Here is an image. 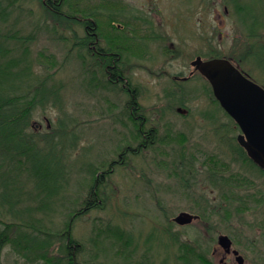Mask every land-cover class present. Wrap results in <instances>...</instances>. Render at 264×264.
I'll use <instances>...</instances> for the list:
<instances>
[{"label":"rangeland","instance_id":"374dc122","mask_svg":"<svg viewBox=\"0 0 264 264\" xmlns=\"http://www.w3.org/2000/svg\"><path fill=\"white\" fill-rule=\"evenodd\" d=\"M115 1L129 23L115 28L104 20L102 33L128 35L123 42L129 47L118 49L124 60L120 71L138 91L148 123L157 126L139 149L143 136L135 137L127 116L129 95L83 61L73 44L76 29H48L39 0L18 1L0 21L13 55H21L23 37L31 38L35 75L55 89L30 117L40 145L50 139L66 164V197L59 201L68 206L51 212L48 225L62 231L103 172L95 202L72 223L79 264H184L179 242L197 245L214 264H239L218 243L220 234L233 239L245 264H264V172L238 154L240 128L212 100L210 82L192 64L198 55L233 56L264 86V0ZM191 70L196 71L190 79H174ZM126 146L135 149L120 155ZM20 185L14 193L32 189L26 173ZM27 195L18 208L38 203ZM8 207L0 201V217L13 220ZM182 210L198 217L179 224L173 218ZM109 229L125 236L116 238ZM52 253H59L58 245ZM1 263L42 264L20 257L10 245Z\"/></svg>","mask_w":264,"mask_h":264},{"label":"trees","instance_id":"16d2710c","mask_svg":"<svg viewBox=\"0 0 264 264\" xmlns=\"http://www.w3.org/2000/svg\"><path fill=\"white\" fill-rule=\"evenodd\" d=\"M18 1L20 0H0V21L10 16ZM39 1L42 8L41 15L48 29L57 31L62 26L63 29L85 31L84 34H79L74 30V36L78 37V41H73V44L79 48L78 54L83 61L89 60L92 67L97 66L103 75L108 72L101 62L102 56L99 53L103 50L102 44L96 40L105 38L106 51L126 50L129 47L123 42L128 35L102 33L101 22L104 20L115 28L122 21H126V24L123 23L124 26L121 24L122 27H126L129 23V18L121 14L117 7L119 3L115 0ZM145 26H150L149 21ZM147 35L150 39L151 34ZM30 39L25 37L21 39L20 46L23 47V51L21 55L16 56L11 53L12 47L7 46V36L0 32V201L4 205L9 204L8 210L15 217L13 220L0 217V264H2V251L7 245H10L20 257H25L31 262L79 264L80 261L75 252L79 250L80 245L71 237L72 223L95 202L97 188L104 179L105 173H99L92 181L90 190L84 198V204L74 210L65 223V228L62 231H54L48 225L47 218L51 212L60 211L58 210L60 206H68L59 201L66 197L67 171L61 157L48 145L50 139H45V146H41L40 139L30 128V117L34 109L55 95V89L47 87L46 78L39 80L35 75L34 63L29 57L30 51L27 44ZM214 55L220 56L213 53L212 56ZM106 59L110 62V57ZM122 62H124L123 58ZM95 75L99 76L97 73ZM100 84L103 82L101 81ZM212 100L217 102L214 96ZM236 126L239 129V126ZM135 128L136 131L133 133L138 139L142 136L139 123ZM151 132L150 138L154 136L152 130ZM236 148L244 160L256 165L264 172V169L249 157L244 147L236 144ZM96 170L89 169L91 173H95ZM23 173L29 176V182L33 184V187L25 193H14L15 188L21 186L20 180ZM14 194L18 195L12 196ZM25 194H28L26 197L29 200L38 201V203L35 205L29 203L25 208H18ZM37 212H43L44 215L36 216ZM109 230L110 234L115 235L116 238L122 239L125 236L121 230ZM55 245L59 247L57 254L52 253ZM178 246V256L184 264H197V262L214 264L197 245L179 242Z\"/></svg>","mask_w":264,"mask_h":264},{"label":"water","instance_id":"95a60500","mask_svg":"<svg viewBox=\"0 0 264 264\" xmlns=\"http://www.w3.org/2000/svg\"><path fill=\"white\" fill-rule=\"evenodd\" d=\"M192 64L208 79L216 99L239 125V144L264 169V86L245 74L228 57L203 59L198 55ZM197 217L193 212L182 210L174 220L188 224ZM218 242L226 252L233 251L239 264H245L239 250L232 249V239L228 234H220Z\"/></svg>","mask_w":264,"mask_h":264},{"label":"flooded vegetation","instance_id":"af4514ba","mask_svg":"<svg viewBox=\"0 0 264 264\" xmlns=\"http://www.w3.org/2000/svg\"><path fill=\"white\" fill-rule=\"evenodd\" d=\"M259 29L260 28H257V30H259ZM96 41H98L102 44L101 48L103 50H100L99 53L102 56L101 62H102V64H104L103 66L106 67V71L108 72L107 73L108 74L107 75L108 80L111 83H113L115 86H120V89L122 91H124L125 93H127L130 97V99H128V101L126 102V106L128 107L127 116L129 118V120L131 121V124H133L135 127L139 123L140 130H141V133H142L143 138H144L143 141L138 143V146H147L148 133L150 132V130L156 131L157 126L156 125L152 126L151 123H148L149 122L148 117L145 116V113L143 111H141L139 108V105H137V102H138L137 101V97H138L137 93H138V91L136 90V88H134L130 85L129 79L121 74L120 67H122L121 66L122 65V58H121L120 51H118V49H116L114 51H106L104 49L105 48L104 45L106 44V40L103 37L98 38ZM92 46L96 47V45H93V44H92ZM107 57L108 58L110 57V62L107 61L108 60V59H106ZM228 58L231 59L233 61V63L236 64L245 74H247L249 77H251L253 80H255L254 77L248 71H246L241 66L239 61H236V59L233 56L228 57ZM195 71L196 70H191L187 76L186 75L185 76L174 75V79H176V81L177 80L190 79L193 76V74L195 73ZM116 84H119V85H116ZM180 90H181L180 94L184 93V92H182L183 91L182 88H180ZM184 115H186V113H184ZM136 148H138V147H136ZM134 149L131 146H126V149L122 153H120V155H122L123 153H125L127 151H133Z\"/></svg>","mask_w":264,"mask_h":264},{"label":"bare ground","instance_id":"6f19581e","mask_svg":"<svg viewBox=\"0 0 264 264\" xmlns=\"http://www.w3.org/2000/svg\"><path fill=\"white\" fill-rule=\"evenodd\" d=\"M172 93L174 92V91H171ZM138 101V100H137ZM137 105H139V103L137 102ZM139 107H140V105H139ZM179 108H181V107H179ZM235 121V120H234ZM235 123H236V125H237V122L235 121ZM157 131V130H156ZM156 131H153V132H156ZM152 132H151V130H150V132L148 133V137H150V134H151ZM141 135H142V133H141ZM143 136V135H142ZM137 147H138V149L139 148H143L144 146H138L137 145ZM122 153V152H121ZM174 219V218H173ZM177 222V221H176ZM178 223V222H177ZM191 223V222H190ZM180 224V223H179ZM189 224V223H188ZM182 225H185V224H182ZM232 239V238H231ZM217 241H218V238H217ZM219 243V242H218ZM233 245H234V242H233V239H232V248H233ZM232 252V250L230 251V252H227V253H231Z\"/></svg>","mask_w":264,"mask_h":264}]
</instances>
